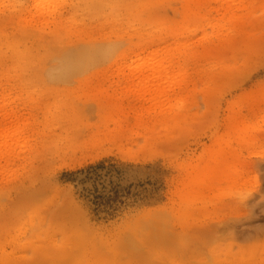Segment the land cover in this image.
Here are the masks:
<instances>
[{
  "label": "rangeland",
  "instance_id": "1",
  "mask_svg": "<svg viewBox=\"0 0 264 264\" xmlns=\"http://www.w3.org/2000/svg\"><path fill=\"white\" fill-rule=\"evenodd\" d=\"M38 1L0 0V264H264V0Z\"/></svg>",
  "mask_w": 264,
  "mask_h": 264
},
{
  "label": "bare ground",
  "instance_id": "2",
  "mask_svg": "<svg viewBox=\"0 0 264 264\" xmlns=\"http://www.w3.org/2000/svg\"><path fill=\"white\" fill-rule=\"evenodd\" d=\"M40 1V2H39ZM38 2L40 3V4H42L41 2L42 1H44V0H39ZM45 1H48V0H45ZM38 2H37V4H38ZM214 2H216V3H225V4H227L228 3V5H230V3H243V0H214ZM45 3V2H44ZM44 3H43V5H44ZM47 3H49V1L47 2ZM190 3H202V1L201 0H191L190 1ZM34 4H35V6H36V3H35V1H34ZM44 9V6H43V8H42V10ZM45 10H46V8H45ZM230 11V9H228L227 10V12H229ZM41 12H43V11H41ZM222 36V35H221ZM138 66V69H137V71H139V69L140 70H143V68L144 69H147V70H152V73H153V71H154V73H157V74H155V75H158V77L160 76V80L162 81V77H161V75H166V77H167V75H168V70H170V68H172V67H170L169 65H164L163 64V60L161 59V60H158V62H155V61H148L147 63H144V64H141V66H140V64H138L137 65ZM135 69V68H134ZM146 71V70H145ZM144 71V72H145ZM133 72V71H132ZM135 72V71H134ZM142 72V71H141ZM137 73V72H136ZM151 73V74H152ZM141 74V73H140ZM149 75V74H148ZM154 76V75H153ZM163 76V77H164ZM146 77H147V75H146ZM149 77H151V76H149ZM165 77V78H166ZM145 78V77H144ZM153 78V77H152ZM148 79V78H147ZM146 79V80H147ZM159 79V78H158ZM150 80V79H149ZM149 80H147V81H149ZM154 80H157V77L155 76V79ZM159 80H157V82H158ZM156 82V81H155ZM146 83H148L149 84V82H146ZM150 83H152V84H154L153 82H150ZM158 83H160V82H158ZM151 84V85H152ZM150 85V84H149ZM155 86V85H154ZM159 86V85H158ZM156 87H157V84H156ZM149 89V88H148ZM165 89V88H164ZM152 90V89H151ZM163 92V91H162ZM167 92V91H166ZM152 94H153V92H152ZM152 94H150V95H152ZM159 94H161V93H159ZM168 94V93H167ZM153 96H155L154 94H153ZM158 97H159V95H157ZM163 96H164V94H163ZM152 97V96H151ZM4 114H6V115H8L7 117H11V116H9V115H12L11 113L10 114H8V113H5L4 112ZM15 114H13L12 116H14ZM0 117H2L1 116V114H0ZM4 117V116H3ZM6 117V116H5ZM15 117V116H14ZM12 118V117H11ZM1 119V118H0ZM1 122H0V159H4L2 156H4L6 153H8V157L7 158H10L9 156H11V154H13L12 152V150H13V148L10 150L9 149V151L10 152H8V148L10 147V146H13L14 144L13 143H16V142H14L15 140H16V136H17V131L15 130L14 132H12V130H8V128L10 129V126L8 127V128H3L2 127V120H0ZM12 121V120H11ZM11 121H9L8 123H10ZM15 124H16V121H15ZM14 127H16V125H14ZM13 128V127H12ZM9 132V133H8ZM17 132V133H16ZM10 139H15L14 141H9ZM8 142H10V143H12V144H10V146H8ZM8 147V148H7ZM12 151V152H11ZM15 152V151H14ZM9 153H11L10 155H9ZM6 156V155H5ZM14 156H16V155H13V156H11V157H14ZM6 160H9V159H5L4 160V162H3V160H2V162H3V165H1V162H0V165L3 167V168H5L6 167V162L8 163V161H6ZM11 160H13L12 158H11ZM10 160V161H11ZM15 160V159H14ZM1 161V160H0ZM14 162V161H13ZM5 163V164H4ZM12 164V163H11ZM11 164H7V165H9L8 167H6V169H8L9 167H10V165ZM1 166H0V168H1ZM5 166V167H4ZM6 169L4 170V172H1V171H3V170H1L0 171V176H3L1 173H5L6 172ZM9 170H10V168H9ZM8 170V171H9ZM244 173H246V172H244V170L242 169V168H238V167H236V166H234V165H230L229 164V161H228V163H227V165H223L222 167L221 166H219L218 167V170H217V177L221 180H224V181H226L227 182V184H233V182H234V180L236 179V178H238V176H243V174ZM6 174H7V172H6ZM219 176H221V177H219ZM214 181V180H213ZM206 232V231H205ZM208 233V232H207ZM206 234V233H205ZM249 237V236H248ZM211 239V238H210ZM212 241V240H211ZM215 242V241H214ZM70 243V242H69ZM206 243V242H205ZM189 247V246H188ZM196 247V246H195ZM202 247V246H201ZM205 247H207V246H205ZM206 249V248H205ZM244 249V250H243ZM189 250H190V248H189ZM192 250V249H191ZM194 251V250H193ZM200 251V250H199ZM255 251H256V249H255V246H251L250 247V249H249V252H248V249H245V247L244 248H242L241 250H240V252H239V254L237 253V261H235V263L233 262V264H251V262H250V260H248V262L245 260L246 258H247V256H248V258L249 257H252V255L255 253ZM61 253L63 252V251H60ZM186 252H187V250H186ZM57 253V252H56ZM66 252H64L63 253V256H64V254H65ZM187 253H189V252H187ZM186 253V254H187ZM190 253H191V251H190ZM195 254H196V252H195ZM40 255H42V254H40ZM39 255V256H40ZM58 255V254H57ZM66 255V254H65ZM43 256V255H42ZM61 254H60V256L59 257H63ZM236 256V254L234 255V257ZM44 257V259L41 257V259H43V260H46V258L45 257H48V256H43ZM67 257H68V253H67ZM195 257V256H194ZM193 257V258H194ZM63 258H65V257H63ZM191 258V257H190ZM203 259V258H202ZM49 260H50V258H49ZM59 260V259H58ZM198 260V259H197ZM228 260H229V257H228V259H226L225 261H224V263H217V264H228ZM60 262H63V261H61V260H59ZM199 261V260H198ZM188 262V261H187ZM200 262H202V261H200ZM51 263V262H50ZM197 263V262H196ZM199 263V262H198ZM203 263V262H202ZM206 262H204V264H205ZM52 264V263H51Z\"/></svg>",
  "mask_w": 264,
  "mask_h": 264
},
{
  "label": "trees",
  "instance_id": "3",
  "mask_svg": "<svg viewBox=\"0 0 264 264\" xmlns=\"http://www.w3.org/2000/svg\"><path fill=\"white\" fill-rule=\"evenodd\" d=\"M115 192V191H114ZM88 196L92 197L91 203L95 207V211L103 209L104 207L108 208L111 206V203L114 201L113 197L103 193H98L95 189L92 193L88 192ZM112 208V207H110ZM113 210V209H112Z\"/></svg>",
  "mask_w": 264,
  "mask_h": 264
}]
</instances>
